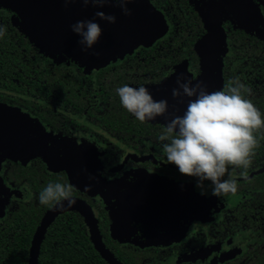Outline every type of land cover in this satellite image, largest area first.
Returning <instances> with one entry per match:
<instances>
[{
    "label": "flooded vegetation",
    "instance_id": "af4514ba",
    "mask_svg": "<svg viewBox=\"0 0 264 264\" xmlns=\"http://www.w3.org/2000/svg\"><path fill=\"white\" fill-rule=\"evenodd\" d=\"M151 1L165 17L166 32L152 44L143 43L110 63H90L88 69L43 52L21 29L20 15L0 0V25L7 29L0 40L17 47L30 73L24 80L11 78L19 84L17 90L0 84V104L13 109L15 116L10 119L16 127H30L32 118L52 136L65 139L63 144L23 147L20 140L15 145L12 131L13 147L20 154L0 158V233L9 214L23 205L40 203L39 194L49 183H68L73 186V198L91 207L105 245L123 264L126 262L119 253L126 250L141 253L145 264H264V128L254 132L258 145L248 168L228 166L222 178L236 180V193L213 196L211 182L205 181L207 195L202 196L196 178L180 174L163 153L164 142L159 136L165 117L140 122L122 106L116 92L125 84L144 86L155 100L170 97L172 112V106L179 105L178 98L172 100V89L179 86L166 81L176 80L180 73L193 85L204 81L209 92L226 90L225 86L238 77L251 89V94L242 95L264 119V36L253 33L258 30L254 24L251 30L232 17L223 18L225 42L219 68L204 73L196 44L208 30L195 2ZM261 10L264 15V6ZM160 31L157 21L155 28L146 32ZM183 32L188 36L196 32L193 45L186 43ZM8 79L4 75V80ZM26 148L44 151L22 153ZM61 150L71 157L59 163ZM25 154H30L28 161L20 158ZM77 164L90 174H99L110 183L100 185L122 198L113 196L108 202L106 195L95 193L94 186L90 190L79 188L71 179ZM55 204H47L32 239ZM68 213L78 214L84 229L88 227L81 209L68 208L49 225L45 238L55 221ZM114 215L119 219L114 220ZM116 223L122 224L119 234L114 230ZM152 234L157 237H148Z\"/></svg>",
    "mask_w": 264,
    "mask_h": 264
},
{
    "label": "clouds",
    "instance_id": "9594fccd",
    "mask_svg": "<svg viewBox=\"0 0 264 264\" xmlns=\"http://www.w3.org/2000/svg\"><path fill=\"white\" fill-rule=\"evenodd\" d=\"M80 2L85 7L89 4L103 7L115 3L122 8L125 15H131L128 3L134 0H63L69 3ZM96 17L115 23L114 15L97 11ZM74 33L79 35L78 43L87 51L95 45L102 35V28L95 19L79 20L71 25ZM6 27L0 25V38L6 34ZM99 56L100 53L94 52ZM186 81V82H184ZM178 88L172 89L173 99L185 103L182 115L169 111L166 99L155 100L149 89L144 86L133 88L127 84L116 89L122 106L140 122L164 116L166 124L159 140L163 143V153L168 163L178 167L180 174L196 178V188L205 196V181L212 185L211 195L219 197L236 193L238 185L234 178L222 179L228 166L247 169L251 163L253 150L258 141L254 132L264 128L261 112L242 92L251 94V89L240 79L234 78L225 87L226 90L209 92L204 81H193L180 73L176 78ZM182 89V91H181ZM90 180L96 177L89 174ZM91 184L85 186L90 190ZM183 188V184H181ZM73 186L68 183H49L39 194L41 204L56 203L61 208L71 207L76 203L72 196Z\"/></svg>",
    "mask_w": 264,
    "mask_h": 264
},
{
    "label": "water",
    "instance_id": "95a60500",
    "mask_svg": "<svg viewBox=\"0 0 264 264\" xmlns=\"http://www.w3.org/2000/svg\"><path fill=\"white\" fill-rule=\"evenodd\" d=\"M17 1V5L7 4L6 6L17 9L22 17L21 29L25 32L30 38L41 37L44 42L43 52L45 51H58L52 50V46L48 42H52L54 39V47L59 48L62 46L65 48L67 55L72 56L77 59H82L87 64L98 63L106 57L115 52L116 49H120L123 45L129 44L135 40H144L150 38L153 35V32H146L149 29H154L158 21L154 12L148 8H142L139 11L141 16V21L137 23V29L129 28L123 32L116 31L107 35V26L106 20L100 19L95 16V13L98 11H91L87 9L82 3H69L67 6L63 3V0H14ZM16 4V3H15ZM85 19H95L97 23L104 30L102 31L104 36L102 40L93 45L92 48L87 51H83V46L78 43L80 37L74 33L71 29V25L76 23L79 20ZM36 32V34H32ZM46 43V44H45ZM198 43V42H197ZM197 46V44H196ZM94 52L100 53L99 56L93 55ZM46 53V52H45ZM217 69L219 66L216 67ZM179 99V98H178ZM185 103L177 107L172 106V112H175L177 115H182L186 110V102L189 99L188 97H183ZM171 98L169 97L167 101L169 102ZM175 102V99H173ZM15 116L13 109L4 104H0V119L8 117V120H0V144H4L7 147L0 146V151L3 153L0 158L5 155L11 157L17 156L20 154L13 146L12 131L16 128V122L10 118ZM18 117V115H17ZM44 151L37 148H26L22 150V153L25 151ZM76 203L71 207L67 206V201H64L65 206L60 207L58 204H55L43 217L40 225L38 226L35 235L32 239L29 264H39V255L43 239L45 238L46 231L49 225L55 220L56 216L63 212L64 210L72 207L79 208L86 215V221L88 225V230L90 233L91 240L100 253V255L109 263V264H123L114 253L105 245L99 228L96 222V218L91 207L77 199Z\"/></svg>",
    "mask_w": 264,
    "mask_h": 264
},
{
    "label": "rangeland",
    "instance_id": "374dc122",
    "mask_svg": "<svg viewBox=\"0 0 264 264\" xmlns=\"http://www.w3.org/2000/svg\"><path fill=\"white\" fill-rule=\"evenodd\" d=\"M196 4V6L199 8L203 19L206 24V29L208 32H205V34L200 38V40L197 43V51L199 55L201 56L202 60V69L204 73L211 70H216L218 64L217 62L220 60V56L222 54L223 44L225 42V34L222 32V20L223 18H234L240 25H243L244 27L253 30V24L255 28H258L257 31L253 32L256 35L264 36V15L261 10V6H264V0H193ZM258 1L260 2L258 4ZM14 4L17 5V1L14 0H2V4L6 6L7 4ZM16 3V4H15ZM9 7V6H6ZM127 7L131 10V15H125L122 11V8L115 4V3H109L105 4L103 7L100 6H93L89 4L86 8L91 11H103L106 15H114L116 17L115 23H109L106 21L107 26V35L110 33H114L117 30L120 32H123L129 28L137 29V23L141 21V16L139 14V11L142 8H148L154 12L156 15L159 23H160V33L153 34L150 38L144 39V40H135L133 42H130L129 44L123 45L120 49H116L114 53H112L109 56H106L102 60V64L113 62L117 59L122 58L126 53H130L135 50L139 45H142L143 43L145 45L154 43L155 39L158 38L160 35L164 34L166 30L168 29V24L165 20L164 15L160 10H158L152 3L151 0H134L132 3H128ZM12 10H14L18 15H20V21L22 23V17L21 14L17 9H14L12 7H9ZM255 20H258V23L255 24ZM246 21V22H245ZM20 23V24H21ZM22 25V24H21ZM102 31H104L102 29ZM147 31V30H146ZM32 34H36V32H32ZM104 34L102 32V35L100 36L99 40L104 39ZM30 37V36H29ZM31 39V38H30ZM36 45H38L42 50L44 49V42L41 37H36L31 39ZM50 46H52V50H58V51H45L47 55H50L52 57H59V60L68 61V59L72 61H76L80 63L82 66H85L86 68H90L89 64H87L82 59H77L72 56L67 55V53L64 51L65 48L62 46H59V48L54 47V39H52V42H48ZM147 43V44H146ZM46 44V43H45ZM44 51V50H43ZM186 82V81H184ZM166 83H169L172 86H178L175 80V77L173 79H170L166 81ZM31 121L30 127L20 129L19 127H16L14 129L16 139H15V145L18 144V140L22 141L19 144H22L23 147L26 146H36V144H42L46 145L48 142H54L56 144H63L65 141L64 138H58L55 136H52V134L48 133L46 130L43 129L42 125L39 123V120H36L37 123H34L32 121V118H29ZM32 119V120H31ZM36 119V118H35ZM20 138V139H18ZM58 150V149H57ZM63 153H61L58 156V161L61 163L62 161H65L66 159L70 158L71 156L67 153H64V150H61ZM23 160L28 161L30 159V154H25L20 157ZM80 164H77L78 167L71 173V179L72 181H75L78 183L79 188L83 189L86 185L91 184L95 188H97V194L106 195L108 198V202H110L111 197L117 196L116 191H110L103 187L107 186L110 183H107L104 180H101V176L94 175L88 173L86 170H82L81 167H79ZM89 174L94 175L96 177L95 180L89 179ZM144 180V179H143ZM100 183L103 185V187L100 185ZM114 184V183H113ZM77 185V184H76ZM116 185V184H114ZM139 185L141 186V189H144V186H142V183ZM114 188V186H113ZM135 189V188H134ZM139 189H136L138 191ZM195 195L198 194L194 190ZM116 194V195H115ZM124 196H127L126 194ZM118 197V196H117ZM118 198H122V196H119ZM198 214V213H194ZM119 217L114 215V220H118ZM122 228L121 225H117V223L114 226V230L117 234L120 233V230ZM151 229V228H150ZM152 230V229H151ZM156 235L152 234L151 236L148 235V237H152Z\"/></svg>",
    "mask_w": 264,
    "mask_h": 264
},
{
    "label": "trees",
    "instance_id": "16d2710c",
    "mask_svg": "<svg viewBox=\"0 0 264 264\" xmlns=\"http://www.w3.org/2000/svg\"><path fill=\"white\" fill-rule=\"evenodd\" d=\"M183 35L186 43L193 45L196 32H191L190 36L183 32ZM0 46L3 47L0 48V84L17 90L19 84L11 78L18 80L27 78L30 74L28 65L17 52V47L4 44L1 40ZM20 68L25 71L18 72ZM4 75L9 76V79L5 81ZM48 205L45 207L41 203L37 206L23 205L19 210L9 214L5 229L0 233V264H29L31 239ZM119 254L126 264H145L139 252L126 250ZM39 264L108 263L92 244L88 227L84 229L80 216L68 213L57 219L48 232L42 244Z\"/></svg>",
    "mask_w": 264,
    "mask_h": 264
}]
</instances>
